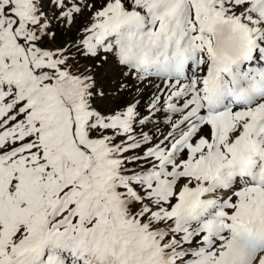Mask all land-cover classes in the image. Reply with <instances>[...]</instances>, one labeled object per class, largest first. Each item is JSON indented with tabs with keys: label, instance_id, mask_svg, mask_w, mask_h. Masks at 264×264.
Wrapping results in <instances>:
<instances>
[{
	"label": "snow or ice",
	"instance_id": "1",
	"mask_svg": "<svg viewBox=\"0 0 264 264\" xmlns=\"http://www.w3.org/2000/svg\"><path fill=\"white\" fill-rule=\"evenodd\" d=\"M0 264H264V0H0Z\"/></svg>",
	"mask_w": 264,
	"mask_h": 264
}]
</instances>
